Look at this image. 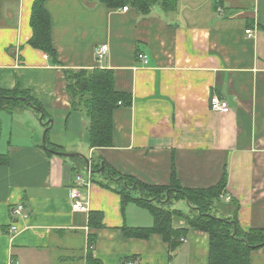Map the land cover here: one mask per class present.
Listing matches in <instances>:
<instances>
[{
  "label": "crops",
  "instance_id": "crops-1",
  "mask_svg": "<svg viewBox=\"0 0 264 264\" xmlns=\"http://www.w3.org/2000/svg\"><path fill=\"white\" fill-rule=\"evenodd\" d=\"M33 2L0 0V92L26 93L40 107L0 109V264H208L209 235L183 219L173 218V229L186 230L173 248L159 234L125 237L154 219L123 202L109 171L194 190L225 176L230 202L217 215L235 217L243 234L264 230V0H177L173 11L156 4L147 14L46 0L57 63L29 44ZM81 69L110 70L115 90L131 97L113 112L109 148L90 147L89 119L70 108L64 70ZM212 96L227 113L210 109ZM132 187L130 198L140 197ZM72 189L85 211L72 209ZM16 203L26 218L11 236ZM92 213L99 219L90 222ZM249 264H264V246Z\"/></svg>",
  "mask_w": 264,
  "mask_h": 264
},
{
  "label": "trees",
  "instance_id": "trees-1",
  "mask_svg": "<svg viewBox=\"0 0 264 264\" xmlns=\"http://www.w3.org/2000/svg\"><path fill=\"white\" fill-rule=\"evenodd\" d=\"M45 1L34 0L32 4L29 19L31 28L29 44L57 63L50 38V20L44 8ZM99 1L108 8L131 5L142 14H147L156 4L165 12L173 11L177 3V0ZM64 77L71 110L81 112L89 119L90 147L109 148L112 144L113 112L119 103L129 106L131 97L115 90L113 74L107 69L64 70ZM27 101L40 109L39 105L26 93L0 92V109L13 110L28 107ZM92 170L93 168H90V171ZM109 175L118 179L115 184L119 188L118 193L123 202L130 199L148 208L154 219L152 228H125L123 230L125 237L147 239L152 234H159L173 248L177 245V240L186 234L185 229H173V218H179L183 219L189 228L206 232L209 235L208 264H249V253L264 246V230H251L243 234L238 229L235 217L226 218L217 215L222 206L219 198L226 188L225 176L218 185L212 188L194 190L184 189L179 184L170 187L150 186L111 171ZM132 186L135 190L142 192L140 197L130 198L127 187ZM179 201L186 204L188 211L184 212L174 207ZM95 218L99 219V215L92 213L90 222ZM98 225L99 223L96 226Z\"/></svg>",
  "mask_w": 264,
  "mask_h": 264
},
{
  "label": "built area",
  "instance_id": "built-area-1",
  "mask_svg": "<svg viewBox=\"0 0 264 264\" xmlns=\"http://www.w3.org/2000/svg\"><path fill=\"white\" fill-rule=\"evenodd\" d=\"M123 10L126 11L127 8H123ZM219 11L221 12L220 9H219ZM245 33L249 34L250 30H247ZM106 52H107V46H105V45H101V46L97 47L95 50V54H96V57L98 59H102L105 56ZM138 59L141 62H143L144 64L147 63L146 56L143 54L139 55ZM210 109L213 112H218V113H222V114L227 113L229 110L228 104L225 101L219 99L217 96H212L210 98ZM88 172H90L89 168H88ZM75 181L79 184L84 183L83 178L81 176H76ZM87 185H88V183H87ZM70 199L72 200V209L73 210H77V211H85L86 210V207L83 206L81 204V202L79 201V195H78L76 189L71 190ZM219 199L221 201L223 200V202H230V199L228 197L223 198L222 196H220ZM9 216H10V225L8 228V233L11 236H13L19 232V229L16 225V222L20 219L26 218L25 205L23 203H16V204L11 205L9 207ZM181 241H184V239L181 238ZM128 264H130V263H128Z\"/></svg>",
  "mask_w": 264,
  "mask_h": 264
},
{
  "label": "water",
  "instance_id": "water-1",
  "mask_svg": "<svg viewBox=\"0 0 264 264\" xmlns=\"http://www.w3.org/2000/svg\"><path fill=\"white\" fill-rule=\"evenodd\" d=\"M44 137L42 138V145H43V147H44ZM63 156H65V157H72V155H67V154H63ZM134 187H132V189H133ZM139 192H140V196H141V191L139 190Z\"/></svg>",
  "mask_w": 264,
  "mask_h": 264
}]
</instances>
